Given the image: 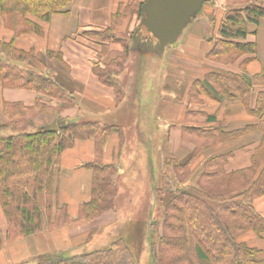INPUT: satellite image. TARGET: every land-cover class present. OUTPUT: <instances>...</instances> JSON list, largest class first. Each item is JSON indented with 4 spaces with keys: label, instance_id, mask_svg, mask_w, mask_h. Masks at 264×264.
<instances>
[{
    "label": "trees",
    "instance_id": "trees-1",
    "mask_svg": "<svg viewBox=\"0 0 264 264\" xmlns=\"http://www.w3.org/2000/svg\"><path fill=\"white\" fill-rule=\"evenodd\" d=\"M70 1L0 0V22L4 29L13 33V39L0 41V83L4 88L33 91L39 96L30 107L21 103L3 105L0 206L7 222L8 242L39 234L45 228V221L50 222L52 194L56 193L55 169L61 153L77 140L94 142L96 160L87 166L92 172L90 201L79 206L76 219L93 223L104 213L115 209L119 194L117 170L114 166L103 165L101 155L108 137L112 133L121 135L120 127L90 121L60 120L63 124L55 133L44 132L42 128L29 130L38 116L49 110L72 108L76 103L75 98L51 75H44L33 67L34 53L19 50L16 39L27 33L41 35L42 28L32 19L46 23ZM144 2L134 0L122 14L116 13L107 30L87 33L88 37L102 44L103 53H106L110 43H118L123 48L122 57L103 68L95 65L93 69L99 81L117 94V102L125 96L120 76L130 56L134 34L126 32L120 35L118 27L121 18L129 12L137 16L139 25ZM262 19L264 2L261 0L227 12L218 29L219 39L209 56L232 61L234 53L254 52L253 45L235 42L246 38L248 25H257ZM47 56L54 57L52 53ZM23 64L27 67L21 66ZM260 77L264 78V71ZM252 83L247 77L210 75L200 87L216 99L219 95L228 97L238 92L247 105ZM53 101L60 105L50 106ZM253 113L260 118L263 116L264 93L259 94ZM256 127L262 133V142L252 156L251 167L227 174L224 167L232 154L216 157L205 163L197 188H178L176 183L182 184L187 180L202 154L224 137L217 132L184 129V133L194 132L198 136L196 148L179 163L172 165L168 162L160 176V183H155L153 206L163 216L150 225L152 257L147 264H264L262 250L240 242L246 235L264 242V219L251 205L255 199L264 196V167L256 176L264 164V122ZM3 132L10 134L4 136ZM54 219L55 222L50 225L56 227L60 222L58 209ZM1 245L0 236V248ZM49 254L37 257L36 264H137L139 257V252L132 250L123 239L112 241L106 248L71 257Z\"/></svg>",
    "mask_w": 264,
    "mask_h": 264
},
{
    "label": "crops",
    "instance_id": "crops-1",
    "mask_svg": "<svg viewBox=\"0 0 264 264\" xmlns=\"http://www.w3.org/2000/svg\"><path fill=\"white\" fill-rule=\"evenodd\" d=\"M133 1L71 0L46 23L31 18L42 28V34H22L15 43L19 50L34 53L33 67L37 71L51 75L75 98L74 107L49 110L34 119V130L53 122L60 124V120L81 122L79 118L83 117L101 118V121H107L94 122L121 128V135L112 133L108 137L101 155L103 165L116 168V182L128 167L122 164L128 137L112 114L119 111L128 95H131V82H128L127 90L124 88V99L117 102V94L99 81L93 69L95 65L103 68L112 60L122 57L123 48L118 43H110L106 53H103L102 44L88 37L87 33L103 32L110 28L113 16L118 12L122 14ZM136 1L138 3L144 0ZM253 1L255 0H208L201 9L200 17L192 21L189 29L183 31L178 43L162 53V78L157 82L156 89L152 90V107L142 115L147 120L146 141L151 162L158 174L155 183L160 181L168 162L177 164L195 150L198 136L194 132L184 133V129L217 132L224 139L202 154L192 167L188 179L182 184L176 183L178 188H197L205 163L228 153L232 156L224 167L225 173H235L251 167L252 156L262 142V133L256 126L261 121L264 122V113L261 118L253 113L259 94L264 93V78L260 77L264 71V19L257 25H248L249 33L246 38L235 42L253 45L254 52L234 53L232 61L212 59L209 55L219 39L218 29L226 13ZM137 27V16L129 12L121 18L118 33H132ZM11 39L13 33L4 29L0 22V41L8 42ZM48 53H52L54 57H48ZM210 75H234L251 79L253 83L246 99L248 104H244L238 92L228 97L219 95L217 99L203 92L201 83ZM122 76L123 74L120 81ZM38 97L33 91L8 89L0 83V125L3 122L4 103H21L30 107ZM59 105L55 101L50 103L54 107ZM95 160L93 141L77 140L71 148L61 153L59 165L55 169L56 193L52 194L50 222L46 221L44 230L39 234L27 238L18 237L8 242L7 222L0 206V264H36L37 257L50 255L49 253L68 257L82 253L94 222L111 212L109 210L89 224L76 219L79 206L88 203L91 198L92 172L87 166ZM262 165L256 176L264 167ZM251 205L264 219V196L255 199ZM56 209L60 213V222L54 227L50 224L55 222ZM65 216L67 217L64 218ZM240 242L262 250L264 254V242L256 237L246 235Z\"/></svg>",
    "mask_w": 264,
    "mask_h": 264
},
{
    "label": "rangeland",
    "instance_id": "rangeland-1",
    "mask_svg": "<svg viewBox=\"0 0 264 264\" xmlns=\"http://www.w3.org/2000/svg\"><path fill=\"white\" fill-rule=\"evenodd\" d=\"M203 7L205 6L203 5L202 9ZM201 14L202 10L190 19V23L184 30L189 29L192 21L198 19ZM141 33L145 32L142 30ZM181 37L174 44L166 47L165 52L169 47L176 45ZM163 55L152 53V50L143 45L141 41L133 48L131 47L130 56L121 77L122 85L126 90L129 86L128 82H131L129 86L131 95L126 98L124 106L112 114L115 122L122 126L128 137L122 161V164L128 167H126L125 174L117 180L119 194L116 197L115 209L100 218L101 220L97 219L94 222L93 230L82 252L100 250L116 239H123L132 250L139 252L137 264H147L152 257L150 256V225L155 220L162 219L163 213L153 206V190L157 185L154 180L158 174L151 162L146 141L147 120L142 115L152 107L154 97L152 90L156 89L157 82L162 78ZM79 120L102 123L107 121H101V118L86 119V117L79 118ZM29 130L34 131L33 125ZM9 134L2 133L4 136ZM160 138L161 136L159 140Z\"/></svg>",
    "mask_w": 264,
    "mask_h": 264
},
{
    "label": "water",
    "instance_id": "water-1",
    "mask_svg": "<svg viewBox=\"0 0 264 264\" xmlns=\"http://www.w3.org/2000/svg\"><path fill=\"white\" fill-rule=\"evenodd\" d=\"M208 0H145L142 18L132 37V48L140 41H147L152 53L161 55L165 48L181 36L190 19L201 11ZM145 35L141 36V31ZM143 45L145 43H142ZM146 46V45H145ZM63 122H53L42 130L55 133Z\"/></svg>",
    "mask_w": 264,
    "mask_h": 264
},
{
    "label": "flooded vegetation",
    "instance_id": "flooded-vegetation-1",
    "mask_svg": "<svg viewBox=\"0 0 264 264\" xmlns=\"http://www.w3.org/2000/svg\"><path fill=\"white\" fill-rule=\"evenodd\" d=\"M142 43H145L144 45H146V47L148 46V42L147 41H142Z\"/></svg>",
    "mask_w": 264,
    "mask_h": 264
}]
</instances>
